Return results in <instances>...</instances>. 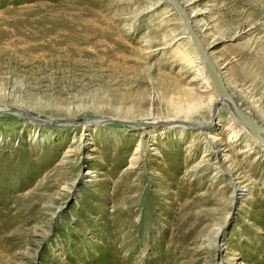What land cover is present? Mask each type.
Instances as JSON below:
<instances>
[{
  "label": "rangeland",
  "instance_id": "obj_1",
  "mask_svg": "<svg viewBox=\"0 0 264 264\" xmlns=\"http://www.w3.org/2000/svg\"><path fill=\"white\" fill-rule=\"evenodd\" d=\"M181 2L264 126V0ZM207 79L167 0H0V264H264V145Z\"/></svg>",
  "mask_w": 264,
  "mask_h": 264
},
{
  "label": "water",
  "instance_id": "obj_2",
  "mask_svg": "<svg viewBox=\"0 0 264 264\" xmlns=\"http://www.w3.org/2000/svg\"><path fill=\"white\" fill-rule=\"evenodd\" d=\"M167 1L169 2V4H171L174 7L175 11H177V13L179 14V18L185 29V32L187 36L189 37L192 45L197 50L199 58L209 78V83L212 89L214 90V92L220 97V100H223L228 104L233 116L235 117V120L238 123L245 125L249 134H251L253 137H255L258 141H260L264 145V137L259 133V132L264 133V126L258 123L257 121H255L250 115L245 113L238 106L234 97L231 95V93L227 89L216 66L212 62L205 45L200 39L199 34L197 33L192 23L191 16L186 10L185 5H183L181 0H167ZM216 105L217 103L215 104V107ZM215 107H213V115H212L211 121L214 120V117L216 116ZM189 125L196 127V125L191 124V123H189Z\"/></svg>",
  "mask_w": 264,
  "mask_h": 264
},
{
  "label": "bare ground",
  "instance_id": "obj_3",
  "mask_svg": "<svg viewBox=\"0 0 264 264\" xmlns=\"http://www.w3.org/2000/svg\"><path fill=\"white\" fill-rule=\"evenodd\" d=\"M185 56H187L186 54H185ZM200 62H201V60H200ZM201 64H202V62H201ZM203 65V64H202ZM209 79V78H208ZM208 79H207V81H208ZM215 102V101H214ZM217 103V105H216V107H215V104ZM216 103H214L213 104V106H212V110H213V107H215V109H216V116H217V113L219 112L218 110H219V106H220V104H223V105H227L228 106V104L225 102V101H223V100H220V97H219V99H218V101H216ZM219 105V106H218ZM229 107V106H228ZM192 108H194V107H192ZM199 108L197 107L196 108V110H198ZM230 109V108H229ZM17 110V112L18 113H20V114H31V113H29V112H27V111H25V110H23V109H20V108H17L16 109ZM231 111V110H230ZM212 112V111H211ZM230 113H232V112H230ZM212 115H213V112H212ZM231 115H233V114H231ZM215 116V117H216ZM27 117H30L31 118V120H34V121H39V122H41V123H45V124H48L49 122H52V119H47V120H45V121H41V120H43V119H41V118H39V117H36V116H32V115H29V116H27ZM36 119H35V118ZM215 117H214V120H212V122H215ZM191 118V116L189 115V113L187 114V117H186V119H182L181 120V118H179V117H173V118H169L168 120H166V122H168V123H170L169 124V126L168 127H166L165 129L166 130H169L170 128H174V126H175V124H178V123H182L183 125H188V126H190L189 125V123H191V124H194V125H196V127L195 126H190V127H192L193 129H196V128H199L203 133L204 132H206L204 129H206V128H208L209 129V127L211 126V123H209V122H203L201 125H198V124H196L195 122H190L189 121V119ZM233 118H234V121L238 124V125H240V128H239V130L236 132V134L234 135V137L235 138H237L238 137V135H239V133L242 131V132H247L248 130H247V128L245 127V125H243V124H241V123H238L236 120H235V117L233 116ZM38 119V120H37ZM181 120V121H180ZM156 121H159V119H152V120H143V121H139V122H136L135 124H139V125H141V126H146V130L147 129H149L148 127H149V125H154V123H156ZM189 121V122H188ZM53 122H58L57 120H54ZM126 122H129V124H132V122L131 121H126ZM159 123V122H158ZM167 123V124H168ZM209 123V124H208ZM179 127V126H178ZM211 128V127H210ZM263 137H264V133L263 132H259ZM207 134V133H206ZM255 138V137H254ZM256 139V138H255ZM257 140V139H256ZM258 141V140H257ZM260 142V141H259ZM241 192H243V191H241ZM244 193V192H243Z\"/></svg>",
  "mask_w": 264,
  "mask_h": 264
}]
</instances>
